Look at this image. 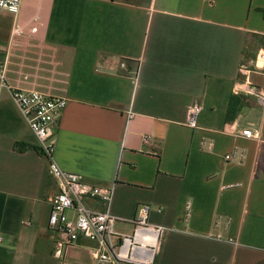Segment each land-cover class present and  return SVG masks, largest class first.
I'll list each match as a JSON object with an SVG mask.
<instances>
[{
  "label": "crops",
  "instance_id": "0c3cea01",
  "mask_svg": "<svg viewBox=\"0 0 264 264\" xmlns=\"http://www.w3.org/2000/svg\"><path fill=\"white\" fill-rule=\"evenodd\" d=\"M262 10L264 0H22L17 15L0 9L6 82L67 99L54 125L56 161L112 188L119 232L131 233L138 206H149V223L165 227L155 264H264V105L235 92L239 65L264 47ZM34 16L36 33L11 36ZM252 68L264 90V65ZM247 128L259 137L241 136ZM235 146L245 158L225 160ZM57 191L3 89L0 264H61V235L48 227ZM93 246L80 237L64 257L90 264Z\"/></svg>",
  "mask_w": 264,
  "mask_h": 264
},
{
  "label": "built area",
  "instance_id": "2783aa9c",
  "mask_svg": "<svg viewBox=\"0 0 264 264\" xmlns=\"http://www.w3.org/2000/svg\"><path fill=\"white\" fill-rule=\"evenodd\" d=\"M21 4L22 0H0V9L17 15ZM39 27L38 17L34 16L27 22L14 23L11 36L15 37L27 32L33 34L39 30ZM259 51L253 63L257 69L264 65V48ZM259 60H261L260 64ZM119 65L124 67L125 62L120 60ZM252 69L245 65L239 66L238 73L242 76L243 82L235 88V92H243L254 97L255 101L263 107L264 90L252 84L250 80ZM3 89H8L14 104L35 135L37 148L47 160L48 173L57 182L58 191L52 199L48 217V227L61 235L60 239L55 241L54 257L61 259V264H79L65 259L64 251L69 245L76 243L80 237H84L94 243V246L89 249L92 258L90 264H155L165 227L149 223V206L147 204L138 206L136 216L130 219L133 225L131 233L119 232L114 227L118 217L109 210L112 188L87 182L82 175L62 169L56 161L53 142L54 125L59 120L67 99L35 89H22L9 85L6 82L4 67L0 68V94ZM199 111V104H193L188 111L187 127L192 129L197 127ZM240 135L245 138H258L259 132L247 128L240 131ZM149 140L148 135L143 136L145 143H149ZM203 144L204 141L201 146ZM213 145V141H209L208 148L211 150ZM236 158L240 160L245 158V151L237 146L224 155V159L228 161ZM86 198L100 201L106 208L93 209L85 204ZM186 210L188 216L189 201L186 204Z\"/></svg>",
  "mask_w": 264,
  "mask_h": 264
},
{
  "label": "rangeland",
  "instance_id": "374dc122",
  "mask_svg": "<svg viewBox=\"0 0 264 264\" xmlns=\"http://www.w3.org/2000/svg\"><path fill=\"white\" fill-rule=\"evenodd\" d=\"M262 48H264V47H260L259 48V50L260 49H262ZM258 50V51H259ZM261 51H259V53H260ZM260 54H262V53H260ZM254 60H255V58L254 59H252V60H243L242 62H241V64L239 65V66H241V65H245L246 67H249V68H251V67H253V63H254ZM241 76V75H240Z\"/></svg>",
  "mask_w": 264,
  "mask_h": 264
},
{
  "label": "trees",
  "instance_id": "16d2710c",
  "mask_svg": "<svg viewBox=\"0 0 264 264\" xmlns=\"http://www.w3.org/2000/svg\"><path fill=\"white\" fill-rule=\"evenodd\" d=\"M262 12H263V16H264V10H262Z\"/></svg>",
  "mask_w": 264,
  "mask_h": 264
},
{
  "label": "bare ground",
  "instance_id": "6f19581e",
  "mask_svg": "<svg viewBox=\"0 0 264 264\" xmlns=\"http://www.w3.org/2000/svg\"><path fill=\"white\" fill-rule=\"evenodd\" d=\"M261 63V60H259V64Z\"/></svg>",
  "mask_w": 264,
  "mask_h": 264
}]
</instances>
